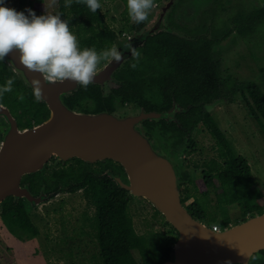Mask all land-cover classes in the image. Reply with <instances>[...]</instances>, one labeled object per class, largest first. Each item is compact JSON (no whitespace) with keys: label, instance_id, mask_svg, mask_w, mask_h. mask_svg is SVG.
Here are the masks:
<instances>
[{"label":"trees","instance_id":"16d2710c","mask_svg":"<svg viewBox=\"0 0 264 264\" xmlns=\"http://www.w3.org/2000/svg\"><path fill=\"white\" fill-rule=\"evenodd\" d=\"M123 2V18L129 23L127 0ZM64 3L65 0H58V12L62 19L70 20V30L77 36L81 49H97L99 41L116 38V30L107 22L103 7L92 13L86 5L75 0L71 7H64ZM18 5L25 14L28 9L34 10L37 15L48 14L45 0H18ZM233 18L243 37L256 32L258 28L264 30V0L260 6L248 11L239 10ZM211 43L212 40L205 36L187 38L169 31L151 34L138 49L139 60L131 56L114 72L115 77L123 81L119 91L106 94L100 84L92 83L87 89L77 86L70 90L65 94L64 101L69 107L86 112H113L116 101L120 99L136 101L146 111L157 113L174 107L178 120L169 122L150 116L143 123L148 130L154 125L160 126L166 139L173 138L175 143L181 144L187 139L191 153L198 147L195 132L200 122L214 138L216 154L201 163L194 162L195 167L202 169V179L206 185L201 192L192 174L188 170L182 172L181 202L194 217L210 220L211 226L219 224L228 227L232 224L229 205H239L241 220L263 212L264 207L249 160L234 151L225 131L206 104L212 103L219 95L220 85L227 83L235 93L241 92L264 133V91L256 81L234 79L232 73L221 76L222 58L212 54ZM132 64L136 66L133 68ZM9 77L15 79L14 90L6 94L0 103L11 109L19 125L25 127L34 120L47 119L50 115L47 103L34 102L32 89L8 63L0 61V85ZM21 95L23 99L19 98ZM234 97L236 95L231 96L230 100L234 101ZM178 106L187 110L180 111ZM3 120L7 121L6 118ZM5 124L9 125L8 122ZM7 127L0 121V138ZM166 131L173 134L166 135ZM99 161L103 163L100 169L79 157L56 161L57 168L49 173L35 171L25 174L21 183L35 195L43 191L42 201L59 193L82 190L86 207L78 218L81 222L79 227L98 243L95 264H161L170 257L178 230L154 207L156 213L162 215L163 223L171 224L177 234L154 228L140 232L127 213L133 195L108 173L113 171L120 174L123 166L116 162L120 169L115 168L111 163L114 160L109 158L104 162ZM211 191L215 194L214 199L210 197ZM27 202L30 203L25 198L7 196L1 203L0 216L13 233L38 235L39 228L29 212V208L36 203L31 201L28 207Z\"/></svg>","mask_w":264,"mask_h":264},{"label":"water","instance_id":"95a60500","mask_svg":"<svg viewBox=\"0 0 264 264\" xmlns=\"http://www.w3.org/2000/svg\"><path fill=\"white\" fill-rule=\"evenodd\" d=\"M171 4V2L169 3ZM157 28L155 25L154 29ZM132 37V36H131ZM134 37V36H133ZM230 34L225 42L233 39ZM139 44L133 41L136 48ZM120 62L107 61L98 69L93 83L103 85L131 55L120 49ZM32 89L31 80L39 73L27 71L14 51L4 60ZM78 85L72 82L44 83L45 101L50 109L47 119L21 127L11 109L0 103V115L9 125L0 143V212L9 196L41 203L44 192L33 194L22 185L25 174L41 171L53 157L66 161L79 157L87 163L107 158L119 162L124 173H108L133 196L145 197L178 230L170 257L161 264H248L254 251L264 247V211L215 231L205 218L194 217L181 202L179 159L159 153L156 144L142 135L136 121L141 115H113L105 110L86 112L69 107L64 96ZM221 100L208 104L212 110Z\"/></svg>","mask_w":264,"mask_h":264},{"label":"rangeland","instance_id":"374dc122","mask_svg":"<svg viewBox=\"0 0 264 264\" xmlns=\"http://www.w3.org/2000/svg\"><path fill=\"white\" fill-rule=\"evenodd\" d=\"M183 1L176 0V3L180 4ZM209 1L188 0L183 15L178 16L177 19H188L190 22L195 21L193 20V16H189V13L198 11L204 5H207ZM159 2L155 1L156 4ZM243 2L242 4H246L245 1ZM262 2L263 0H249L247 4L249 6L248 10L260 6ZM100 3L106 12V19L116 29V32L122 31L123 34L126 33L127 35L131 33L130 36L132 37L135 35L131 31L132 22L126 23L123 18V10L125 8L123 0H100ZM5 4L20 11L18 0H5ZM45 4L48 5L46 9L48 14H56L58 12V0L56 4H53L52 0H45ZM154 12L155 9L151 13ZM231 34L235 36L236 32ZM233 39L228 42L223 40L220 44L225 47L228 44L230 45ZM113 46H115L113 41L104 39L99 41L96 50L99 52ZM230 47L226 54L220 57L222 58V65L220 67L222 74H227L230 71L234 79L239 78L244 82L256 81L264 91V30L258 28L249 37L240 38L235 45H230ZM106 62L102 61L98 69L102 68ZM107 86L108 88L104 91L108 92L115 84L112 81ZM235 95L236 97L234 98L236 99L234 101L221 100L217 102L214 108H212L211 113L225 131L234 151L245 155L249 160L253 174L257 179L256 187L259 190L260 201L264 207V133L261 125L254 118L246 104L245 98L242 97L240 92ZM126 110L125 114H132L136 109L130 107ZM5 118L3 115H0V121L7 127L8 125L5 123L8 122V119L6 118L7 121H4L3 119ZM39 122L41 121L34 120L32 124ZM195 139L198 142L197 150L192 153L188 151L183 156L184 158L178 157L176 159H179L182 167L192 174L197 182L199 192H201L200 190L205 189L206 185L202 179V169L195 167L194 162L201 163L214 156L216 154L215 141L202 125L195 133ZM55 158L53 157L47 164L43 171L44 173H49L52 169L58 167L56 163L58 159L56 158V160ZM111 163L112 166L120 169L116 161H112ZM92 164L98 169L103 166V163L100 161ZM179 173L181 174V171ZM210 197L215 198L213 191L210 192ZM192 199H189L187 203ZM30 203L27 202L28 207ZM85 207L86 202L82 196V190L59 193L49 200L36 203L29 208V212L32 220L39 228L38 235L22 232L18 234L13 233L5 225L0 216V263L95 264V255L99 248L98 243L91 235L82 232L79 227L81 222L80 220L78 221V218H80ZM229 212L232 217V224L242 219L238 204L229 205ZM127 213L133 218L140 232H146L150 228H154L168 231L172 235L177 234L171 224L163 223L162 215L156 213L153 204L145 197L133 196L129 202ZM206 222L211 226L210 220H206ZM222 228L226 227L222 226Z\"/></svg>","mask_w":264,"mask_h":264},{"label":"clouds","instance_id":"9594fccd","mask_svg":"<svg viewBox=\"0 0 264 264\" xmlns=\"http://www.w3.org/2000/svg\"><path fill=\"white\" fill-rule=\"evenodd\" d=\"M56 2L52 0L53 4ZM75 2L86 5L92 13L102 10L100 0ZM72 3L73 0H65L64 7H71ZM156 7L155 0H127L130 22L137 25L146 22ZM69 21L62 19L59 12L37 15L34 10L28 9L25 14L0 0V61L17 51L24 68L42 76L43 80L38 76H33L31 80L36 103L45 99L44 83L72 82L87 89L95 81L102 61L120 62L123 59V53L115 46L99 52L95 48L81 49L77 36L70 30ZM125 49L131 52L134 60H139L140 53L130 43L125 45ZM131 66L134 68L136 65ZM14 83V77H9L0 85V100L13 92ZM19 98L23 99V95Z\"/></svg>","mask_w":264,"mask_h":264},{"label":"flooded vegetation","instance_id":"af4514ba","mask_svg":"<svg viewBox=\"0 0 264 264\" xmlns=\"http://www.w3.org/2000/svg\"><path fill=\"white\" fill-rule=\"evenodd\" d=\"M243 1H245L246 4H242L244 3ZM170 2L171 4H169ZM187 2L188 0H184L182 3L178 4L176 3V0H160V2L156 4L157 7L155 8V12L150 14L149 19L146 22L139 25L134 23L131 24V31L132 33L135 34L134 37L130 36L131 33L127 35L126 33L123 34L122 31L120 32L117 31L116 38L109 40L115 43L117 49H118V43L120 41V49L122 50H126L125 45L129 43L132 44L133 41L135 42L139 41L138 46L135 48L138 51V49H140V47H142L146 43L149 36L157 32H162V31L177 32L179 35H182L187 38H190L191 36L194 37L205 36L206 38L212 40L211 43L212 54L216 58H220L226 54L229 48H231L230 45H235L237 41L243 37L239 32L233 17L234 14L239 12V10L246 9L247 11L249 9V6H247L249 0H230V1L210 0L207 3V5H204L198 11H192L189 13V16H193V20H195V21H191L193 23H191L190 20L188 19L187 20L186 19L181 20L180 18L177 19L178 16L183 15ZM175 5L177 6L174 7ZM107 22L110 23L109 20H107ZM155 25H157L156 29H154ZM226 31L228 32L226 33ZM233 32H236L233 42L230 45L229 44L226 45L225 47L221 46L220 43ZM244 37H249V35H245ZM131 56L132 54L128 57V59H130ZM228 73L231 72L228 71ZM220 74L221 76L227 75V74H222L221 70H220ZM112 81L114 82L115 86L110 88L108 92L105 91L106 94H109L111 91H119L123 83L122 80H118L115 77V74H113L112 80L107 81L103 85L100 84L103 90H106V88H108L107 86L108 83ZM236 93H239V91H237ZM236 93L234 89L232 87L230 88L227 83L221 84L219 89V95L216 98H214V100H212L211 102L215 100H228L229 102L230 97L234 96ZM130 107H134V109H136L132 113L133 115H141V116L144 115L143 117H139L136 123L139 126L142 135L145 138L149 139L152 143L156 144V149L159 153H162L165 156L172 159H176L178 157L184 158L183 156L185 155V153L189 151L187 145L188 144L187 139L185 140V142H182L181 144L175 143L173 141L174 140L173 138H170L168 140L166 139V137L162 133L163 128L161 129L160 126L154 125L153 128L148 130L146 125L143 123L145 118L150 116H153L157 119L164 118L169 122H172L173 120H178L179 116L177 117L175 115L176 110L174 109V107L170 108L169 110H164V111L162 110L163 112H160L161 113L160 114L153 111H146L145 108H143L140 105V103L136 101H132L128 99H120L116 101L114 111L113 112L107 111V112L113 115L122 116L126 113L127 111L126 109ZM183 109L184 108L178 106V110L182 111ZM186 110L187 109H184L183 111ZM3 116L6 117L5 115ZM200 126L201 124L199 122L196 128L197 131L200 128ZM165 133L166 135L173 134L172 131L171 132L166 131ZM106 160L107 159L103 160V162ZM57 161L59 162V160ZM179 167L182 174V172L185 171V168L182 167L181 161L179 163ZM119 173L120 174L124 173L123 167L121 171H119ZM181 174L179 173V179H181L180 178ZM178 236H179V232H178ZM231 264H240V263H231ZM248 264H264V247L259 248L257 251H254L252 253Z\"/></svg>","mask_w":264,"mask_h":264},{"label":"built area","instance_id":"2783aa9c","mask_svg":"<svg viewBox=\"0 0 264 264\" xmlns=\"http://www.w3.org/2000/svg\"><path fill=\"white\" fill-rule=\"evenodd\" d=\"M212 227H213V229H214L215 231H221V230L224 229V228H222V226L219 225V224H214V225H212Z\"/></svg>","mask_w":264,"mask_h":264}]
</instances>
